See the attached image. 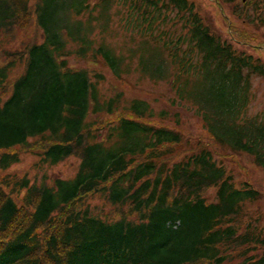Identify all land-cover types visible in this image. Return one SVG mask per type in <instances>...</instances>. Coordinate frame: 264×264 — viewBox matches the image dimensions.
I'll return each instance as SVG.
<instances>
[{"label": "trees", "instance_id": "16d2710c", "mask_svg": "<svg viewBox=\"0 0 264 264\" xmlns=\"http://www.w3.org/2000/svg\"><path fill=\"white\" fill-rule=\"evenodd\" d=\"M31 3L42 42L19 55L23 73L0 97V170L17 164L12 151L31 139L47 143L46 164L72 156L80 163L72 180L52 186L15 181L26 192L21 206L0 180V264H264V227L244 211L260 193L248 183L237 188L206 145L170 163L181 133L145 124L156 114L144 100L102 98L97 76L68 58L100 62L116 79L136 72L167 82L171 105L191 106L219 149L250 156L263 171L264 122L247 110L264 63L212 32L188 0H0V35L21 26ZM117 34L132 42L125 54L108 42ZM11 62L0 67V88ZM120 110L131 118L96 137L90 118ZM210 188L213 202L203 196ZM96 191L137 219L76 210Z\"/></svg>", "mask_w": 264, "mask_h": 264}, {"label": "rangeland", "instance_id": "374dc122", "mask_svg": "<svg viewBox=\"0 0 264 264\" xmlns=\"http://www.w3.org/2000/svg\"><path fill=\"white\" fill-rule=\"evenodd\" d=\"M188 1L195 5L200 17L212 32L222 40L232 43L238 52L259 58L264 63V26L260 22L264 19V10L259 6L258 1L240 0L234 4H226L223 0ZM20 25L11 34L0 35V67L11 61L13 64L8 79L0 88V97L3 100L10 95L13 82L23 73L25 59L19 58V55L24 54L28 46L42 42V32L35 27L32 3L30 16ZM108 42L116 52L121 54H125L127 48L132 46L129 37L121 34L109 38ZM68 65L73 69L84 68L92 77L96 75L99 82L97 83L94 78L93 80L102 98H109L121 92L126 104L132 99L146 101L156 116L144 121L145 124L179 131L184 141L176 146L172 155L167 157L170 163L179 161L183 156H188L191 153L190 150L197 148L199 144L206 145L217 163L233 177L237 188L248 183L260 193L261 198L254 203H246L244 211L247 218L256 221L259 227H264V171L253 164L250 156L236 155L219 149L210 140L191 106L171 105L174 94L167 82H152L136 72L116 79L100 62L95 63L75 56L68 58ZM251 83V101L247 116L256 117L264 122V77L253 76ZM162 111L166 114L165 118L157 116ZM121 117L131 118V115L120 110L113 115L101 114L91 117L90 124L93 134L101 139L109 126L115 124ZM46 147L47 143L43 139H31L28 147H17L12 151L19 156V162L6 171L0 170V180L9 184L6 190L13 193L12 196L19 206L23 205L26 192L19 189V186L14 184L15 181L27 179L30 185L52 186L55 179L72 180L77 173L80 161L76 156L69 157L54 166L44 163L41 160V153ZM203 196L206 201L213 202L215 189H207L203 192ZM76 206V210L86 208L92 214L101 216L105 220H117L122 216L130 220L137 219L135 215L129 214L128 207L111 206L102 191H96L82 198Z\"/></svg>", "mask_w": 264, "mask_h": 264}]
</instances>
